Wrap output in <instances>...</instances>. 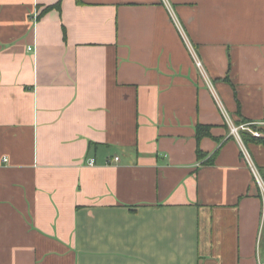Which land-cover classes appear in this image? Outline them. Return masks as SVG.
Masks as SVG:
<instances>
[{"label": "crops", "instance_id": "1", "mask_svg": "<svg viewBox=\"0 0 264 264\" xmlns=\"http://www.w3.org/2000/svg\"><path fill=\"white\" fill-rule=\"evenodd\" d=\"M217 98L264 137V0H0V264L264 263Z\"/></svg>", "mask_w": 264, "mask_h": 264}, {"label": "built area", "instance_id": "2", "mask_svg": "<svg viewBox=\"0 0 264 264\" xmlns=\"http://www.w3.org/2000/svg\"><path fill=\"white\" fill-rule=\"evenodd\" d=\"M196 64H197L198 68L201 70V72L203 74V77L207 80L209 86L211 88H213L210 80L206 76V73L204 71V68L202 66V63L199 60H197L196 61ZM217 102L219 104L220 109L223 111V113H224V115H225V117L227 119V122L230 124V128H231L232 135H234L239 140V142L242 145V149H243V153L245 155V158H246V160H247V162H248V164H249V166H250V168H251V170H252V172H253V174L255 176V179H256V181H257V183H258V185H259V187L261 189L262 198L264 199V180L261 177V175L259 174L258 169L256 168L255 164L253 163V161H252L249 153L247 152V150H246V148L244 146V143H243L242 138H241L240 133H239L240 129H239V127H236L234 124L231 123V121H230V119H229V117H228V115H227V113H226V111H225L222 103L220 102V100L218 98H217ZM114 161L115 162H119L120 161V158L119 157H116L114 159ZM110 162H111V160H109L108 163L110 164ZM93 163H94V161H92V164ZM262 264H264V263H262Z\"/></svg>", "mask_w": 264, "mask_h": 264}, {"label": "trees", "instance_id": "3", "mask_svg": "<svg viewBox=\"0 0 264 264\" xmlns=\"http://www.w3.org/2000/svg\"><path fill=\"white\" fill-rule=\"evenodd\" d=\"M53 8V6L48 7V9ZM197 131V141L198 143H200V141L205 138V137H211L210 134V128L208 126H202V125H198L196 128ZM241 134V138L244 142V144L247 146L248 143H254V144H259V145H264V137H254L253 135L247 133V132H243L240 133ZM197 157L199 160L203 159L205 157V154L200 150V148H198L197 150Z\"/></svg>", "mask_w": 264, "mask_h": 264}, {"label": "rangeland", "instance_id": "4", "mask_svg": "<svg viewBox=\"0 0 264 264\" xmlns=\"http://www.w3.org/2000/svg\"><path fill=\"white\" fill-rule=\"evenodd\" d=\"M254 131H257L259 133V131L257 129H255Z\"/></svg>", "mask_w": 264, "mask_h": 264}]
</instances>
